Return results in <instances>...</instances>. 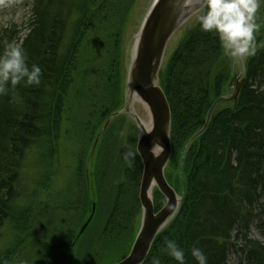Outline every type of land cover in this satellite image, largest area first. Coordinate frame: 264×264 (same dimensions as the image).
Returning <instances> with one entry per match:
<instances>
[{
    "label": "trees",
    "instance_id": "1",
    "mask_svg": "<svg viewBox=\"0 0 264 264\" xmlns=\"http://www.w3.org/2000/svg\"><path fill=\"white\" fill-rule=\"evenodd\" d=\"M27 1L31 15L25 38L20 42L16 32L0 29V53L7 43L19 41L29 66L36 64L42 72L39 86L9 87L0 95V228L13 231L0 251V264L119 261L141 220L137 193L142 164L128 146L131 137L125 139L117 128L123 121L125 33L136 0ZM256 23L255 55L245 58L237 101L221 102L196 136L211 105L231 92L236 76L217 35L203 32L196 20L159 71L171 112V172L165 177L182 199L142 264H152L154 257L160 264H177L165 250L167 241L184 250L185 264H197L193 247L201 249L207 264H228L231 255L236 264H264L262 9ZM64 130L76 132L84 149L76 183L66 188L63 204L55 194L48 199L45 209L53 212H46L39 228L38 215L29 222L31 204L18 197L19 170L25 150L34 143L45 145L51 158ZM129 151L134 158L125 162ZM88 161L91 168L83 169ZM163 202L155 188V211ZM93 205L92 217L78 235ZM252 229L260 239L251 235Z\"/></svg>",
    "mask_w": 264,
    "mask_h": 264
},
{
    "label": "water",
    "instance_id": "2",
    "mask_svg": "<svg viewBox=\"0 0 264 264\" xmlns=\"http://www.w3.org/2000/svg\"><path fill=\"white\" fill-rule=\"evenodd\" d=\"M184 2L189 0H154L137 34L135 52L128 68L125 110L128 111L129 93L133 91L149 106L153 126L149 133L144 132L139 126L138 117L130 113L139 129L136 151L142 162L138 192L142 209L141 226L127 256L113 264H142L154 238L175 215L181 199L164 176V168L171 155V115L166 96L159 86L158 72L170 37L188 16L202 9L199 4L194 3V8L181 15L180 9ZM192 2L193 0L190 3ZM239 63L243 75V59ZM243 82V78H238L229 96H220L213 102L201 131L207 126L213 110L220 102L237 101ZM153 144L161 147V152L155 157L150 151ZM152 185L165 197V204L157 212L154 210L152 198L147 195ZM87 223L88 221L80 232Z\"/></svg>",
    "mask_w": 264,
    "mask_h": 264
},
{
    "label": "rangeland",
    "instance_id": "3",
    "mask_svg": "<svg viewBox=\"0 0 264 264\" xmlns=\"http://www.w3.org/2000/svg\"><path fill=\"white\" fill-rule=\"evenodd\" d=\"M153 1L154 0H136L128 18L122 58L124 74L123 84L125 95H127L126 93L128 67L132 60L131 51L133 50L134 41L142 26V22ZM260 9L264 11V4H261ZM30 11L31 6L28 4L27 0H0V29L6 28L7 30H12L13 32H16L17 37L21 42L28 32L27 24L31 15ZM197 17L198 12L188 16L187 19L175 30V32L166 44L163 57V64L170 56L172 50L175 48L176 44L183 36L184 32L196 22ZM19 41L18 43H13L19 45ZM229 60L231 62L232 72L236 75L234 78L233 86L231 87L232 91L236 80L238 78H242V75L240 63L233 62L230 58ZM125 99L126 96H124L123 105H125ZM121 110V116H123V121L120 120L117 123L118 133L121 134L127 140L129 137H131V142L128 146L131 150L136 151V143L139 129L132 117L130 116L129 107L128 111L125 110V106ZM135 110L137 114L141 115V110L138 106H135ZM55 143V152L51 158H49L47 152L48 150H46L45 145L43 147L41 146V143H34L33 145H31L30 148H27L24 152V158L21 164V168L19 170V182L16 186L18 197L19 199L20 197H22L23 203L31 204V208L28 211L31 214L29 217V222L32 221V215H38L37 222L39 228L43 227V219L46 212L49 215H51L53 212V210L45 209V206L50 207L49 204H51L50 202H48V199L51 196L54 197V194V199L59 202V204H63L64 197L67 199V197L64 196L65 190L66 188H71L72 185L76 183L74 179L78 170L79 156L80 153L84 151L81 146V143L79 146V140L77 138L76 132H71L70 134H68L64 130L62 136L59 135V139L56 140ZM89 152L90 150H88L87 156L91 155L89 154ZM91 166V162L88 161V163H86L83 169L89 170ZM168 171L171 172L169 166L166 165L164 169V174ZM85 176L87 177V172ZM48 180L49 182H47ZM176 193L179 197L182 198L181 193ZM152 200L154 203V191L152 193ZM64 202L67 206L69 201ZM72 202L70 203L73 204ZM164 203L165 199L163 204ZM62 207H64V205ZM55 212L62 214L63 211L61 209H57ZM55 212L54 216L56 217L59 214H56ZM12 234L13 231L8 230L6 226L0 228V251L5 249L6 245L9 243L12 237ZM251 235L260 239V236L254 229L251 230ZM235 257V255H231L228 264H236Z\"/></svg>",
    "mask_w": 264,
    "mask_h": 264
},
{
    "label": "clouds",
    "instance_id": "4",
    "mask_svg": "<svg viewBox=\"0 0 264 264\" xmlns=\"http://www.w3.org/2000/svg\"><path fill=\"white\" fill-rule=\"evenodd\" d=\"M196 3L203 8L197 17L201 30L217 35L226 56L239 62L255 55V34L259 30L256 19L264 0H196ZM41 75L38 65L29 66L27 54L20 45L6 44L0 53V95L6 94L9 87L39 86ZM123 158L130 162L134 154L129 151ZM165 250L177 264H185V252L175 241H167ZM191 255L197 264H207V257L198 247L191 249ZM152 264H160L159 259L154 257Z\"/></svg>",
    "mask_w": 264,
    "mask_h": 264
},
{
    "label": "bare ground",
    "instance_id": "5",
    "mask_svg": "<svg viewBox=\"0 0 264 264\" xmlns=\"http://www.w3.org/2000/svg\"><path fill=\"white\" fill-rule=\"evenodd\" d=\"M194 3H196V0H193L192 4L190 2H186V3L184 2V4L182 5V7L180 9V14L181 15L187 14L189 9L194 8L195 5L197 4L196 3L194 5ZM136 40H137V36L135 38L133 50L131 51L132 56L134 55V52H135ZM135 106H138L140 108L141 115L137 114V112L135 110ZM128 107L130 109V113L135 114L138 117L140 128L144 132L149 133L152 130L153 121H152V116H151L150 109H149V106L147 105V103L145 101H143L139 95H137L136 93L131 91L129 93V98H128ZM150 151H151L152 155L155 157V156L159 155V153L161 152V147L153 144L150 147ZM153 187H154V185L151 186V188L149 189V191L147 193L149 198L152 197Z\"/></svg>",
    "mask_w": 264,
    "mask_h": 264
}]
</instances>
